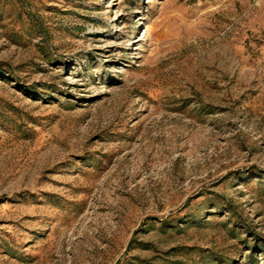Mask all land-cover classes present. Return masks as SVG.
<instances>
[{"label":"rangeland","instance_id":"1","mask_svg":"<svg viewBox=\"0 0 264 264\" xmlns=\"http://www.w3.org/2000/svg\"><path fill=\"white\" fill-rule=\"evenodd\" d=\"M0 264H264V0H0Z\"/></svg>","mask_w":264,"mask_h":264}]
</instances>
